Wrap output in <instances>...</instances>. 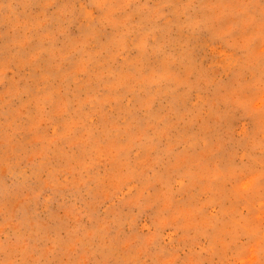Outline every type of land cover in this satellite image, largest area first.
<instances>
[{"label": "rangeland", "instance_id": "rangeland-1", "mask_svg": "<svg viewBox=\"0 0 264 264\" xmlns=\"http://www.w3.org/2000/svg\"><path fill=\"white\" fill-rule=\"evenodd\" d=\"M0 264H264V0H0Z\"/></svg>", "mask_w": 264, "mask_h": 264}]
</instances>
